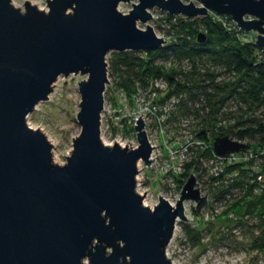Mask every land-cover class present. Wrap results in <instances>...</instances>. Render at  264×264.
Here are the masks:
<instances>
[{"label": "water", "instance_id": "1", "mask_svg": "<svg viewBox=\"0 0 264 264\" xmlns=\"http://www.w3.org/2000/svg\"><path fill=\"white\" fill-rule=\"evenodd\" d=\"M122 1L130 0H47V8L26 0L23 9L0 0V264H173L167 247L178 220L189 219L186 202L198 211L209 204L195 172L175 204L163 195L154 206L144 202L138 161L150 165L155 157L143 113L137 147L102 138L107 54L166 45L149 23L154 7L193 18L227 15L264 46V0H137L128 12ZM196 38L205 43L208 33ZM73 73L87 74L79 80L81 130L59 163L27 116L60 75ZM212 142L220 156L245 146L221 134Z\"/></svg>", "mask_w": 264, "mask_h": 264}, {"label": "rangeland", "instance_id": "2", "mask_svg": "<svg viewBox=\"0 0 264 264\" xmlns=\"http://www.w3.org/2000/svg\"><path fill=\"white\" fill-rule=\"evenodd\" d=\"M25 1L12 0L15 5L22 3L20 7L23 9ZM30 1L39 7L47 8V0ZM133 2H137V0L122 1L119 4V8L124 12H128L133 8ZM152 12L154 16L149 23L154 26L159 35L165 36L168 40H166V45H170L172 43L171 40L175 39V35L177 34L174 32L172 25L174 23L177 25L180 18H184L185 15H173L159 7H154ZM169 15L173 16L169 19ZM139 25L146 27V24L142 22ZM252 33L256 35V31ZM172 51L174 50L170 49L172 56L170 58L171 63L169 62V58L156 59V65L162 67L164 72L183 71L187 72L188 78H193V82L211 81L206 75V71H216V68H213L212 65H207L204 68L200 64H196L194 68L196 72H194L192 71L194 64L189 59L172 61L173 58H176ZM111 57L112 51L107 54L110 82L105 92V109L102 116V136L107 142L111 141L121 131V123H126V118L133 112L122 101V90H126V87L120 85V76L116 72L113 73ZM177 75L180 77V80H186L184 75ZM86 77L87 74L82 73H73L69 76L60 75L54 83V89L50 93L49 99L39 102L27 116V122L30 125L43 128L42 130L48 134L47 137L56 141V145L52 146L53 158L56 162H66L67 156L73 150V137H76L81 130V125L77 120L81 100L79 80ZM222 78L223 80L225 78V81L231 79L228 76L222 75L217 76L216 80L221 82L222 80L220 79ZM134 79L133 90L135 89L136 81ZM129 97L131 98L130 94ZM215 98L213 97V100H216ZM230 101L228 109H226L227 111H224L220 107L221 111L213 113V115L217 114L219 123L221 122L226 125L233 123V119L240 118L241 114L247 110L245 107H241V103H237L234 100ZM254 110H251L252 113H258V111ZM207 111H212V103L210 102H208ZM223 113L225 116H223ZM173 124L180 130L185 127V123L183 122L176 124L173 121ZM202 124V118L194 115L190 129L193 133H196L202 128ZM152 130L153 132H158L157 128H153ZM124 132L128 136L133 135V132L127 127L124 128ZM163 161L160 159L155 168L145 169L146 182L142 185V188L148 187L150 190L147 204L151 206L154 203H158L159 195H163L170 201L175 202L177 200L176 191L182 188L177 184H171L165 178L164 170H166V164ZM195 169L198 170V172L195 171L199 179L198 185L202 187L204 192L213 191V194H215L220 190V186H214L212 183L213 179H210L206 169L202 170L200 164H197ZM148 175H151V178ZM163 178L166 179V182H164ZM226 186L224 185V187ZM263 190L264 188L246 193L247 190L243 191L240 189L235 196L233 195L229 199L217 200V202L209 201V204L204 206L201 211L196 209V203L193 204L190 200L187 201L186 214L189 219L178 220L172 241L167 247V253H170L172 258L175 259V264H264V243L260 241L258 244H254L253 242V234L259 235L258 233L264 230V217H261L259 213L263 206L260 204V196L264 192ZM250 223L257 225V227L252 226L254 233H252V229H249ZM194 227L202 229V236L192 237ZM221 235H225L226 237L222 239Z\"/></svg>", "mask_w": 264, "mask_h": 264}, {"label": "trees", "instance_id": "3", "mask_svg": "<svg viewBox=\"0 0 264 264\" xmlns=\"http://www.w3.org/2000/svg\"><path fill=\"white\" fill-rule=\"evenodd\" d=\"M172 16L169 15L168 18L170 19ZM225 21L226 23L210 15L194 18L185 16L180 18L179 25L176 23L172 25L177 34L175 39L171 40L170 45L167 44L160 49L141 51L113 50L111 57L112 71L120 76V85L126 87L130 95L133 91L134 78H136L134 80H140L147 85L152 77L164 75L171 81V87L167 93L178 91L177 93L182 94L178 108L174 109V111L177 109L175 119L194 114L196 117L202 118L203 123L202 128L196 132L197 136L204 137L210 144L216 135L221 134L244 142L245 146L240 150L247 147L254 149L255 154L250 159L227 165L228 171H238L239 173L227 183L226 187H224L225 184H214L216 187L220 186V190L217 191L219 196H223L225 193L236 194L234 193L236 187H238V191L240 189L247 190L246 193L256 191L255 188L259 184V171H264V46L256 44V35L252 33L253 31L246 33L239 30L230 17H226ZM230 25L231 28L228 27ZM201 30L208 33L205 43H199L196 38ZM170 49L174 50L172 53L176 57L172 61L187 58L194 64L192 68L194 72H196L194 69L196 64H200L204 68L207 65L216 68V71H206V75L211 81L193 82V78H188L187 72L183 71L164 72L162 67L156 65V59L169 58L171 61ZM177 74L184 75L186 80H180V77L176 79ZM222 75L231 79L225 81V78L224 80L222 78L220 79L222 81L218 82L216 77ZM201 96L205 101L201 99ZM213 97H216V100H213ZM230 100L241 103V107H245L247 110L233 123L220 124L217 114L213 115V113L221 111L220 107L224 111L228 109ZM208 102L212 103V111H207ZM237 103L236 105H238ZM252 109L258 113H252ZM223 116H225L224 113ZM257 154L261 159L258 171L252 167ZM198 162L196 157L186 162L185 171L181 177H177L180 182L179 186H183L191 171H196L195 166ZM260 204L263 206L259 213L261 217H264V192L261 193ZM253 225L257 227L255 223H250L249 229H252V233H254ZM194 228L192 237L202 236V229ZM260 233H258L259 235L253 234L254 244H258L260 241L264 243V230ZM225 237V235H221L222 239Z\"/></svg>", "mask_w": 264, "mask_h": 264}, {"label": "built area", "instance_id": "4", "mask_svg": "<svg viewBox=\"0 0 264 264\" xmlns=\"http://www.w3.org/2000/svg\"><path fill=\"white\" fill-rule=\"evenodd\" d=\"M211 14L214 18L223 20L225 23V18L229 17L227 15H221L215 12H212ZM228 27L231 28L232 26L230 25ZM169 62L171 63V61ZM175 77L176 79L179 78L178 75H176ZM170 87L171 81L164 75H160L158 77H152L147 85L140 82V80H136L135 89L131 93V98L129 97V93L127 92V90L123 89L122 101L126 106L132 109L133 112L126 118V123H121V131L114 138H112L111 141L107 142L102 136L103 140L108 144H114L115 141H117L123 146H126L127 144V146L130 148L137 147L139 145V141L137 132L135 130V124L139 115L143 113L141 116L144 118V121L146 123L145 129L153 146L152 156L155 157V160L150 165H147L142 159L138 161L139 173L137 174V188L139 192L141 191L143 192V194L147 190L145 192L144 202L145 200H147L150 194V190L148 189V187L142 188V185H144L146 182L145 169L157 167L158 161L160 159L164 160L163 162L166 164V170H164L165 178L173 185L177 184L179 186L180 182L177 180V177H181V174L184 172L186 162L190 161L194 157L198 159V164L201 165L202 170H207L208 176L210 177V179H213V184L228 185L227 183H229L230 180H233L239 172L228 171L226 169L227 165L240 160H248L255 154L254 149L247 147L244 150L231 152L225 156L218 155L213 148V142H211L210 144L208 140H206L204 137L197 136V133H193V131L190 129L194 114L191 116L181 117L180 120L179 118H174L177 117V115H175L177 109L175 111L174 109L175 107L178 108L182 94L177 93L178 91L167 93ZM201 99L205 101L203 96H201ZM197 105L199 106L200 103L198 102ZM173 121L176 124H181V122H183L185 123V127L180 130L174 126ZM233 121H235V119H233ZM220 124L223 123L220 122ZM126 127L133 132V135H126V133L124 132V128ZM153 128H157L158 132H153ZM161 146L162 148H160ZM260 160L261 159L257 154L255 164L252 166L254 170H259ZM196 171L198 172L197 169ZM259 172V184L257 185V188H255V190L264 188V171ZM148 176L151 178V175ZM165 178H163L164 182H166ZM181 189L179 191H176V199L179 198ZM237 191L238 187L235 188L234 193H237ZM202 192L207 193L204 192L203 189ZM207 194L209 196L210 202H217V200H226L235 195L225 193L223 196H219L218 193L213 194V191L208 192ZM175 202L172 203L175 204ZM155 204L156 203H154L153 206ZM168 255L172 259V263L175 264V259L172 258L170 253H168Z\"/></svg>", "mask_w": 264, "mask_h": 264}, {"label": "bare ground", "instance_id": "5", "mask_svg": "<svg viewBox=\"0 0 264 264\" xmlns=\"http://www.w3.org/2000/svg\"><path fill=\"white\" fill-rule=\"evenodd\" d=\"M17 5L22 6V3H19V4H17ZM166 12H167V11H166ZM42 129H43V128H42ZM44 132H45V131H44ZM45 134L48 135L47 132H45ZM49 140H50L51 143L53 144L52 146L56 145V141H55V140H52L51 138H49ZM52 152H53V150H52ZM53 159H54V158H53ZM140 193L143 194V192H141V191H140ZM147 201H148V200H145L146 203H148Z\"/></svg>", "mask_w": 264, "mask_h": 264}]
</instances>
